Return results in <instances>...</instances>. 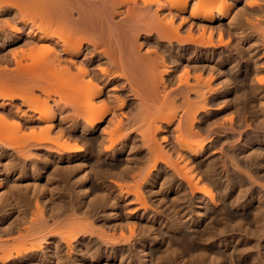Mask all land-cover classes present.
I'll return each instance as SVG.
<instances>
[{
    "label": "bare ground",
    "instance_id": "1",
    "mask_svg": "<svg viewBox=\"0 0 264 264\" xmlns=\"http://www.w3.org/2000/svg\"><path fill=\"white\" fill-rule=\"evenodd\" d=\"M14 44L0 53V264H264L257 0H0V48ZM232 80L248 90L231 99Z\"/></svg>",
    "mask_w": 264,
    "mask_h": 264
},
{
    "label": "rangeland",
    "instance_id": "2",
    "mask_svg": "<svg viewBox=\"0 0 264 264\" xmlns=\"http://www.w3.org/2000/svg\"><path fill=\"white\" fill-rule=\"evenodd\" d=\"M257 4L260 5V6L262 7V9H264V0H257ZM236 10H237V7H236ZM224 23H225V22H224ZM196 34H198V32H197ZM215 35H216V36H215ZM215 35L213 34V40H214L215 42H217L216 39H217L218 37H217V34H216V33H215ZM197 36H198V35H197ZM216 37H217V38H216ZM214 38H215V39H214ZM225 39H226V40H225ZM225 39H224V37H223V40H224L225 42H227V38H226V37H225ZM217 40H218V39H217ZM224 44H225V43H224ZM219 46L222 47L223 45L220 44ZM219 46L216 47V48H218V49H216V48L214 49L215 53L217 52L218 55L220 54V55H223V56H225V55L227 56L228 53H229L228 51H232V53H233V52H234V53L236 52V51H234V50H235L234 47H231V46H230V48H229V47H228V48H227V47H225V48L222 47V48L220 49ZM226 48H227V49H226ZM25 49H26V50H23V49H22L25 53H26V51H27V52L29 51V50H27V48H25ZM177 49H178V47H176V49H174V50L176 51ZM192 49H193V48H191V50H192ZM20 50H21V49H16V50H15V44H14V45H11V46H9V47H3V46H2V47L0 48V53L2 52L1 54L4 53L5 55H7V58H10V53H12V52L15 53V52L20 51ZM211 50H212V49H211ZM218 50H219V51H218ZM192 51H193V50H192ZM25 53H24V54H25ZM28 53H29V52H28ZM28 53H26L25 55H26V56L29 55ZM234 53H233V54H234ZM1 54H0V55H1ZM30 54H31V53H30ZM35 54L38 55L39 53H38V54L35 53ZM8 55H9V56H8ZM27 59H28V58H27ZM28 60H29V61H28ZM28 60H27V62H28V63H31V61H30V57H29ZM243 63H245V61H241V62L239 63V65H240V64H243ZM13 64H14L13 62L9 63V64H8V66H9L8 68H13V67H14ZM2 66H5V65L2 64ZM12 66H13V67H12ZM262 75H263V74H261L260 76H262ZM258 76H259V75H258ZM260 76H259V77H260ZM263 76H264V75H263ZM232 81H234V80H232ZM245 84H246V85H245ZM247 86H248L247 83H244V85L241 86V87H240V86H237L236 81H234V84H233V90H232V92L229 94V98L231 97V99H232V97H233L234 94H236V95H241V94L243 93V91L246 92V91L248 90V87H247ZM242 87H244V88H242ZM242 101L245 102V101H246V97H244V98L242 97ZM15 103H16V105H18L19 101H15L14 104H15ZM222 105H223V104H222ZM220 106H221V105H220ZM220 106H218V105H211V106H209V107H208V108H209V109H208V110H209V111H208L209 115H210L211 117H216V116L218 115L217 113L220 112V108H221ZM216 108H217V109H216ZM249 111H251V110H250V106L247 104V113H244L243 115L241 114L242 116H239V118H241V117H243V116H246L245 118H241V120H240V119L238 118V114L233 115V117H236V120H237V118H238V120H237V121H238V126L240 125L239 127H241V131H245L246 133L248 132V133H247L248 135H253L252 132H253V130L256 129V128H254V127H256V126H254L255 123H252V122H251V117H252L253 115L251 114V115H252V116H251V115L249 114V113H250ZM248 112H249V113H248ZM251 113H252V111H251ZM245 114H246V115H245ZM247 114H248V115H247ZM220 116H221V115H220ZM223 116H225V115L223 114ZM226 116H227V117H224V118H229V117H230L229 115H226ZM218 117H219V115H218ZM249 118H250V120H249ZM243 119H244V120H243ZM246 119H248V121H247ZM246 121H247L248 123H246ZM249 126H250V127H249ZM245 127H246V128H245ZM247 127H248V128H247ZM251 131H252V132H251ZM225 133H226V132H225ZM225 133L222 134V136H221V135H220V136H221V137L226 136V137H228L227 139H230V138L232 139V135H234V133H233V134L230 133V132H228V133H226V134H225ZM230 134H231V135H230ZM231 139H230V140H231ZM84 142H87V141H84ZM85 144H86V143H85ZM85 144H84V146L82 147L83 150H84V148L87 146L88 142H87L86 145H85ZM81 145H82V144H81ZM224 145L226 146V144H224ZM254 146H256V147H257V146H258V147H261L260 145H254ZM258 147H257V148H258ZM263 147H264V145H263ZM227 150L230 151L231 148L229 147V149H228V147H227ZM88 153H89V152H88V150H87L85 155H87ZM93 154H94V153H93ZM94 157H95V155H92V154H91V155H88V158L86 159V164L90 166V165H91L90 163H91L92 160H93L92 162L94 163V162H95ZM216 157L218 158V155H217ZM36 159H37V158H36ZM89 162H90V163H89ZM88 163H89V164H88ZM87 165H86V169H88V172H89V175H90V176H89V178H90L89 186H92V184H94V181H93L94 178H93V176H92V175H93V174H92V170H90L91 167H88ZM64 166H65L64 164H61L60 166H58V168H59V167H63V169H64V168H65ZM52 168H53V167H52ZM56 168H57V167H56ZM59 169H60V168H59ZM61 169H62V168H61ZM76 173H77V174H80V172H79L78 170H77ZM77 177H78V176H77ZM55 180H56V181L53 180V182H52L53 185L55 184L56 186L59 187V184H60V186L63 185V187H64V184H63L62 182H60V181H59L60 183L58 182L59 179H55ZM75 181H77V179H76ZM73 182H74V180H73ZM56 183H57V184H56ZM53 185H51L52 188L54 187ZM56 186H55L56 189L53 188L54 191H55V193L51 190L52 193H53V195L56 194L57 192H58L57 194L60 195V196H63L64 194L69 193V191H67V192L64 193L65 190H62L63 187H62V188H61V187L58 188V187H56ZM74 186H75V187L73 188V190L76 191V185H74ZM57 188H58V190H57ZM50 189H51V187H50ZM59 189H60V191H59ZM56 191H57V192H56ZM59 192H60V193H59ZM61 193H63V194H61ZM57 194H56V195H57ZM75 194H76V193L74 192L73 195H75ZM53 195H51V196H53ZM58 195H57V196H58ZM58 197H59V196H58ZM54 198H57V197L55 196ZM165 199L168 200V197L165 196ZM162 210H163V209H162Z\"/></svg>",
    "mask_w": 264,
    "mask_h": 264
}]
</instances>
